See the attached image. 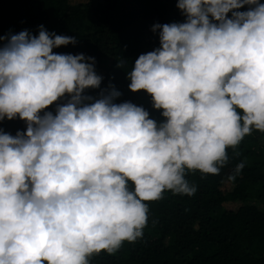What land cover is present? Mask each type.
<instances>
[{"label": "clouds", "instance_id": "obj_1", "mask_svg": "<svg viewBox=\"0 0 264 264\" xmlns=\"http://www.w3.org/2000/svg\"><path fill=\"white\" fill-rule=\"evenodd\" d=\"M176 7L184 22L153 24L159 47L127 73L128 88L161 110L159 122L142 106L114 103V89L82 94L101 82L85 62L94 57L52 51L75 37L43 25L37 35L0 36V120L26 125L0 131V264H89L113 254L143 235L147 202L165 191L194 195L187 173L219 174L227 148L264 132V3ZM61 99L54 114L42 113Z\"/></svg>", "mask_w": 264, "mask_h": 264}, {"label": "trees", "instance_id": "obj_2", "mask_svg": "<svg viewBox=\"0 0 264 264\" xmlns=\"http://www.w3.org/2000/svg\"><path fill=\"white\" fill-rule=\"evenodd\" d=\"M176 4L177 0H0V36L22 30L37 35L43 25L50 33L75 37V43L52 51L94 57L85 62L94 63L101 82L82 94L94 100L102 90L114 89L120 93L114 103L142 106L159 122L164 119L161 110L152 107L150 94L128 88L127 73L140 54L159 47V29L153 31V24L184 22ZM4 43L6 39L0 40V46ZM63 102H53L42 113L54 114ZM25 128L19 118L0 120V131L11 135ZM227 154L219 174H186L197 188L194 195L165 191L160 199L147 202L143 235L123 242L113 254L101 251L91 256L89 264H264V132L253 130L235 148H227ZM240 162L243 168L229 181Z\"/></svg>", "mask_w": 264, "mask_h": 264}]
</instances>
